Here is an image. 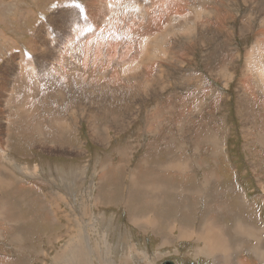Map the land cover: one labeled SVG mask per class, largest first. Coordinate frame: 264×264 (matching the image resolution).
<instances>
[{
    "label": "rangeland",
    "instance_id": "1",
    "mask_svg": "<svg viewBox=\"0 0 264 264\" xmlns=\"http://www.w3.org/2000/svg\"><path fill=\"white\" fill-rule=\"evenodd\" d=\"M261 71L264 0H0V264H264Z\"/></svg>",
    "mask_w": 264,
    "mask_h": 264
},
{
    "label": "bare ground",
    "instance_id": "2",
    "mask_svg": "<svg viewBox=\"0 0 264 264\" xmlns=\"http://www.w3.org/2000/svg\"><path fill=\"white\" fill-rule=\"evenodd\" d=\"M157 6V4H151L150 6H149V9H147V6L146 5H144L143 3H141V6L140 7H143V9L144 10H147L149 13H152L153 11H154V9H153V7H156ZM151 7H152V9H151ZM162 7V6H161ZM157 9V8H156ZM199 9V8H198ZM65 13V12H64ZM64 13H63V15H64ZM67 15V14H66ZM101 16H102V14H101V11L99 10V9H97V8H93V12L91 13V15H90V17L93 19V20H99L100 18H101ZM63 17H65V15L63 16ZM70 21H72L68 16H66L63 20H62V22L64 23V25L66 26V24L68 23V22H70ZM76 24V23H75ZM74 25V24H73ZM73 25H71V26H73ZM77 26V25H76ZM70 28V27H69ZM85 29V28H84ZM77 30H79V29H77ZM75 31V33H76V30H74ZM81 31V30H80ZM68 33H66V34H64V35H67ZM71 36V35H70ZM77 39V38H76ZM79 40H80V38H79ZM45 43H47V38H44V39H41V42H40V44H36L35 45V48L36 49H38V50H35L36 51V59H32V60H30L29 62H28V64L26 65L27 66V71H26V73H23L22 71H18L19 73H18V75H19V81H20V83L21 82H25V83H27L28 84V82H29V79L30 78H32V79H34V80H38L39 79V77L41 76V74H42V72H43V70H42V72L41 71H37V70H35V68L33 67V65L35 64L34 62L35 61H37L38 63H42V62H46L47 61V58H46V54H45V49H44V45H45ZM47 45V44H46ZM261 46V45H260ZM48 53V52H47ZM52 60V59H51ZM48 63V62H47ZM72 64V63H71ZM38 65V64H37ZM74 65V64H73ZM25 66V67H26ZM65 66V65H64ZM81 66V65H80ZM46 67L47 66H45V70H46ZM50 68V67H49ZM77 68H79V67H77ZM26 69V68H25ZM37 69H40V68H37ZM24 71V70H23ZM74 71V70H73ZM45 72V71H44ZM17 75V74H16ZM15 75V76H16ZM262 77H264V74H263V72L261 71V74H260ZM31 76V77H30ZM35 82V81H34ZM24 84V83H23ZM45 85V84H44ZM2 86H4V85H2ZM1 88V87H0ZM2 89V88H1ZM15 89V88H14ZM22 91H25V88H24V86H22ZM25 95H26V92H25ZM26 98V97H25ZM25 100V99H24ZM15 101H17V100H15ZM19 112L20 113H22V115L24 116L25 114L23 113V111L22 110H19ZM25 112H28V111H25ZM25 117V116H24ZM0 124L1 125H3L4 127H5V125L6 124H8V121H6L5 122V124H4V122H0ZM3 127V128H4ZM0 130H2L1 129V127H0ZM7 139H6V137L3 135L2 136V141L0 142V155H4L5 154V152H4V150H6L7 149ZM196 180V179H195ZM260 188V187H259ZM43 196V195H42ZM244 223H246V222H244V221H242V220H239V222H238V227L239 228H243V226H245V224ZM253 226V225H252ZM248 227V226H247ZM246 229V228H245ZM259 229V228H258ZM249 230H247V232H248ZM184 233L185 234H187V235H190V234H192L193 232H188V230L187 229H184ZM239 233V232H238ZM237 234V233H236ZM251 234V233H250ZM193 235V234H192ZM212 236L213 234H211V232H201V233H199V231L197 232V233H195L194 234V236H199V237H203L204 239H207V238H209L208 236ZM219 235H223V234H218V236ZM240 235V234H239ZM243 235V234H242ZM238 236V235H237ZM236 236V237H237ZM254 236H256V235H254ZM207 237V238H206ZM215 237V236H214ZM214 237H212V242H214L215 240H213V238ZM217 237V236H216ZM246 237V236H245ZM192 238V237H191ZM254 238V237H253ZM259 238V237H258ZM197 239V238H196ZM200 239V238H199ZM264 239V238H263ZM231 241V240H230ZM229 240H228V238L226 237V236H224V238H222L221 240H218V242L216 243V247H215V245H214V243L213 244H206V246H207V251H206V249L204 250V252L205 253H209V254H211V251H218V253H217V255H219V254H222L223 255V259L226 261V263L227 264H232V259H231V257H230V254H231V252H232V250H231V245L229 244V242H230ZM166 243V242H165ZM242 245V244H241ZM205 246V247H206ZM243 246L244 245H242V248H243ZM203 248V247H202ZM212 249V250H211ZM260 249V248H259ZM235 251V250H234ZM262 251V258H264V249H262L261 250ZM213 253V252H212ZM235 253V252H234ZM233 253V254H234ZM244 253H242V255H243ZM245 255V254H244ZM259 255H260V253H259ZM218 257L216 256V259H217ZM222 258V257H221ZM242 260H244V259H241V264H246L245 263V261H242Z\"/></svg>",
    "mask_w": 264,
    "mask_h": 264
},
{
    "label": "crops",
    "instance_id": "3",
    "mask_svg": "<svg viewBox=\"0 0 264 264\" xmlns=\"http://www.w3.org/2000/svg\"><path fill=\"white\" fill-rule=\"evenodd\" d=\"M174 168H176V166H174ZM146 189H149V190H152V189H154V186H152V185H147L146 186ZM227 200H229V202H228V204H234L233 203V201L232 200H234V197H230V198H228ZM237 205V204H236ZM234 206V205H233ZM208 225V226H207ZM181 227V226H180ZM182 228V230H183V236L184 237H188L187 239H191V237H196V236H194V234L195 233H197L198 231H199V233H201V232H212V230L213 231H216V232H220L221 234H223V232H222V228L223 227H220L216 222H214L213 220H208L207 221V224H206V229L205 230H198L197 228H195V227H186V226H182L181 227ZM184 229H187L188 230V232H193L192 234H190V235H187V234H185L184 233ZM262 231H263V234H264V228L261 230V238L263 239V235H262ZM223 235H225V234H223ZM209 238H207V239H204V242H205V246H206V244H213V242L210 240V236H208ZM212 250V249H211ZM217 253H218V251H213V253H212V251H211V254H209V253H206L208 256H217ZM214 254V255H213ZM215 262H216V258H215ZM225 263H226V261H225ZM227 264V263H226Z\"/></svg>",
    "mask_w": 264,
    "mask_h": 264
},
{
    "label": "water",
    "instance_id": "4",
    "mask_svg": "<svg viewBox=\"0 0 264 264\" xmlns=\"http://www.w3.org/2000/svg\"><path fill=\"white\" fill-rule=\"evenodd\" d=\"M163 264H171L170 262H165V263H163Z\"/></svg>",
    "mask_w": 264,
    "mask_h": 264
}]
</instances>
